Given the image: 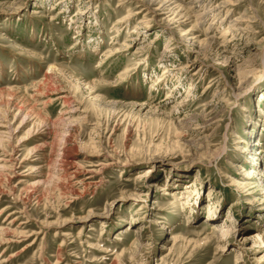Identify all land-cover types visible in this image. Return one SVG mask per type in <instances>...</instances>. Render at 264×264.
<instances>
[{"label":"rangeland","instance_id":"1","mask_svg":"<svg viewBox=\"0 0 264 264\" xmlns=\"http://www.w3.org/2000/svg\"><path fill=\"white\" fill-rule=\"evenodd\" d=\"M173 1L0 0V115L32 119L0 155L42 122L55 167L73 151L78 172L52 165L22 188L0 173V229L26 236L0 245V261L264 264V0L154 11Z\"/></svg>","mask_w":264,"mask_h":264},{"label":"bare ground","instance_id":"2","mask_svg":"<svg viewBox=\"0 0 264 264\" xmlns=\"http://www.w3.org/2000/svg\"><path fill=\"white\" fill-rule=\"evenodd\" d=\"M142 1L147 6H150L151 8L156 2H159V3H164V2L165 3H170L171 2V0H168V1L167 0H142ZM212 1L213 0H185L184 2L183 1L180 2L179 0H174L173 3H177V7H175V8L172 7L171 8L172 4H170L168 7H165L166 5H162V6L159 5V7L156 10H154V11H160V10L164 11L165 10V11H169V13L174 15V13H175L174 9H176V8L181 9V11H183V9L186 10V9H190V8L197 9V8L203 6L204 3L205 4H209ZM228 4H230V3L224 1V2H220V3H218L216 5H213V6H209L207 9H204V11L201 14L200 18H204V17L207 16V17H211V18L216 19L217 16L220 14V12L222 10H224L227 7ZM151 8H148V9L151 10ZM173 20L174 19L171 18L168 21L167 25H170V22L173 21ZM241 22H242V17L241 18H234L232 21L229 22V25L226 27V30H225L224 34H227V36L229 37L230 40L234 39V37H236L240 33V31L242 30V28L240 27V23ZM147 23H148L147 19H144L141 22L142 25H145ZM116 53H118V52H116ZM49 71L52 73V75H57V74L61 75L64 70L61 69V67L51 66V67H49ZM195 75H197V73H194V76ZM44 77H45L44 81H45V84H46L50 77L49 78L47 76H44ZM39 86L43 89V87L41 85H39ZM39 86H38V88H40ZM43 90H46V89H43ZM35 93L38 94V93H40V91L37 90ZM57 93H60V91L57 92ZM52 94H54V93H52ZM65 95L66 94H64L63 96H59V97L62 98L64 100V103L68 104V106H69L70 104L68 103L67 98H66ZM3 113H4L3 115H0V144L1 145L3 144V139L8 140V142H10L11 140H14L16 138V134L18 133V131L22 127H24L27 124V122L32 121V119L30 120V116L27 113L23 114V111L20 108L14 109V107H12V106L11 107H6V110L3 111ZM9 117H11V119ZM18 119L21 120L19 125L16 128H13L12 127L13 121L14 120H18ZM43 125H45V123L41 122V124H39V123L35 124V122H34L32 124V127L29 128V130L27 131V133L24 136H22L19 139H17L18 140V144H17V146L14 147V149L11 152H9L10 155H7V154L4 155V153L2 155H0V173H2L4 175V177H6L8 179L7 182L10 179H13V177H15V176H20L21 179H19L17 181V184H18V186H20L22 188V186L27 183L26 178L29 176V174L37 173L38 177L42 178L43 177L42 176L43 172L44 171L50 172V168H51L52 165H53L52 166L53 169L51 168V171L55 170V168H56L58 170V172L61 171L63 174L70 173V175L73 176V177L76 176V174L78 173V172L76 173V170H77L76 169V165H74L72 162L69 161V158H71V156H73L72 155L73 151L69 152V153L62 154V155L59 154V155H61L60 156L61 160H58L59 164H57L56 167H55V163L53 164L54 159H55V157L52 155L53 153L52 154L50 152L47 153L48 152L47 148L49 146H51V145H50V142H48L49 141V134L45 133V131H46L45 129H42ZM50 132H52V131H50ZM34 135H38L41 138L40 143L37 144L36 146H34L32 149L28 150L26 155L23 156L20 161H18V159L16 158L17 153L19 151H22L24 143L27 142L29 140V138H32V136H34ZM87 148H89L88 149L89 152L94 153L96 151V148L94 146L87 147ZM63 153H64V151H63ZM62 159H64V160H62ZM25 162L28 163L27 164L28 169L26 170V172H29V173H27L25 175L22 174V173L18 174L17 170L22 168L21 165H23ZM55 173H56V171H55ZM86 173L93 174L94 172H92V171L88 172L87 171ZM47 176H48V174H47ZM55 176H57V175L55 174ZM52 177H50V179ZM55 178H57V177H55ZM147 178L148 177L146 176V174L144 172L143 173H139L137 175V177H136L135 183L136 182L137 183L138 182H143ZM86 179L90 180V178H86ZM80 182L84 183L83 181H80ZM42 184H45V183L43 181H41V182H38L36 185L39 186V185H42ZM63 188H64V186H63ZM22 190L23 189H21V191ZM162 191H164V189H162L161 192ZM9 192L13 194L14 192H16V189H14L12 187V188L9 189ZM164 195L165 196H170V197H175V196H173L170 193H167V194H164ZM17 197H20V194H18ZM83 220H87V217H84L83 219H79V221H83ZM72 222H73L72 220H69V221H67V223H64L62 226H64L65 224H68V223H72ZM15 235L19 236V238H26V236H24V234L21 233V232L17 233V232H11L8 229H3V228L0 229V245H4V244L6 245V244L12 242L11 237H13ZM66 236H67L66 234L62 235V237H66ZM53 257H55V255ZM10 259H3L2 261H0V264H8Z\"/></svg>","mask_w":264,"mask_h":264}]
</instances>
